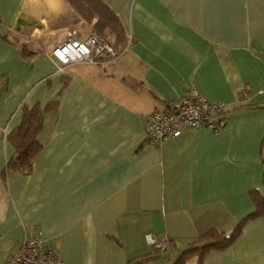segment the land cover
I'll return each mask as SVG.
<instances>
[{"label":"crops","instance_id":"1","mask_svg":"<svg viewBox=\"0 0 264 264\" xmlns=\"http://www.w3.org/2000/svg\"><path fill=\"white\" fill-rule=\"evenodd\" d=\"M56 1L52 17L49 0H0V264L32 233L67 264L151 256L150 233L170 243L144 264H172L207 230L231 232L254 210L250 191L264 194V0ZM62 29L127 50L59 70L45 44ZM188 87L227 103L226 125L149 144L147 115ZM35 105L31 170L4 173ZM185 264H264V216Z\"/></svg>","mask_w":264,"mask_h":264},{"label":"built area","instance_id":"2","mask_svg":"<svg viewBox=\"0 0 264 264\" xmlns=\"http://www.w3.org/2000/svg\"><path fill=\"white\" fill-rule=\"evenodd\" d=\"M45 50L56 61L57 68L64 70L74 62L104 63L118 59L127 45L115 49L101 34L91 31L80 37L74 30L62 29L46 41ZM264 93V86L259 90ZM227 103L208 99L195 87H188L176 100L154 110L146 117L145 139L160 147L164 141L179 136L186 128L206 127L218 133L226 125ZM145 240L154 250L165 251L170 240L156 239L145 234ZM7 264H67L36 234L25 235L18 248L12 252Z\"/></svg>","mask_w":264,"mask_h":264},{"label":"trees","instance_id":"3","mask_svg":"<svg viewBox=\"0 0 264 264\" xmlns=\"http://www.w3.org/2000/svg\"><path fill=\"white\" fill-rule=\"evenodd\" d=\"M119 36L121 37V33ZM21 52L23 55H26V48L21 47ZM44 111L45 110L39 105L24 109L19 126L10 134V140L14 143L16 151L14 156L7 162L4 173L14 170L27 173L31 170L32 160L41 147V143L37 136L41 129ZM261 146L262 162L264 165V139ZM250 197L254 204V210L243 217L231 232H219L215 229L207 230L198 238L191 241L189 246L181 251L172 264H185L186 260L192 256H197L199 259H202L212 250H222L227 248L240 235L241 230L247 221L259 216H264V194L258 189H253L250 191ZM163 253L164 251L158 252L153 250L151 256L136 258L129 261L128 264H144Z\"/></svg>","mask_w":264,"mask_h":264},{"label":"rangeland","instance_id":"4","mask_svg":"<svg viewBox=\"0 0 264 264\" xmlns=\"http://www.w3.org/2000/svg\"><path fill=\"white\" fill-rule=\"evenodd\" d=\"M56 2H57L56 0H49L50 5L53 6V8L51 9V13H50L52 15V17L57 15L62 9V6L55 4Z\"/></svg>","mask_w":264,"mask_h":264}]
</instances>
